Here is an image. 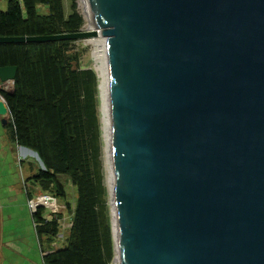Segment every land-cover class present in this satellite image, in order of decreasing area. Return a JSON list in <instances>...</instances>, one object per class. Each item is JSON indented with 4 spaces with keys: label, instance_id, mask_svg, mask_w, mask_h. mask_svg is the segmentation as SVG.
<instances>
[{
    "label": "water",
    "instance_id": "water-1",
    "mask_svg": "<svg viewBox=\"0 0 264 264\" xmlns=\"http://www.w3.org/2000/svg\"><path fill=\"white\" fill-rule=\"evenodd\" d=\"M88 1L98 30L0 43L104 37L113 261L264 264V0Z\"/></svg>",
    "mask_w": 264,
    "mask_h": 264
},
{
    "label": "trees",
    "instance_id": "trees-1",
    "mask_svg": "<svg viewBox=\"0 0 264 264\" xmlns=\"http://www.w3.org/2000/svg\"><path fill=\"white\" fill-rule=\"evenodd\" d=\"M8 0L0 9V36H46L81 30L84 17L71 0ZM39 6L47 10L42 13ZM74 40L0 43V67L16 66L11 91L0 89L10 110L14 141L36 152L43 166L30 178L45 194L66 199V176L76 187L77 203L66 245L43 254V264H113L115 246L109 219L103 167V133L99 117V77L93 68L75 67ZM33 199L30 191L29 201ZM46 208L32 211L43 239L60 234L61 213L49 218ZM47 251V250H46Z\"/></svg>",
    "mask_w": 264,
    "mask_h": 264
},
{
    "label": "rangeland",
    "instance_id": "rangeland-1",
    "mask_svg": "<svg viewBox=\"0 0 264 264\" xmlns=\"http://www.w3.org/2000/svg\"><path fill=\"white\" fill-rule=\"evenodd\" d=\"M77 9L84 17V24L81 28L82 31H90L88 28V21L85 18L84 8L81 5L80 0H76ZM7 0H0V8L6 10L8 7ZM71 0H64L65 12L69 16L72 13L71 9ZM87 5V3H86ZM88 7V5L86 6ZM39 9L42 13H46L47 10L44 6H39ZM102 39L104 38L101 35L81 38L74 40L71 44V53L77 57L74 60V66L80 68H93L96 69V60H95V49L92 39ZM97 72V71H96ZM98 73V72H97ZM99 77V74H98ZM99 117L101 120V127L103 133V167L105 174V184L107 186L108 192V204H109V219L111 223L113 222V191L111 188V183L109 182V173L111 172L110 159L106 152L107 147V133L105 132L104 127V115L109 118L108 112H106L107 104V94L100 87V77H99ZM1 119V118H0ZM11 136V134H10ZM26 148V147H25ZM27 149V150H26ZM22 152L26 154L27 159L24 158V165L20 166V161L14 159L15 164L18 163V166L14 168L12 175V189L7 191L4 195H0V264H43V254L53 252L49 248L54 247L57 249L62 248L66 245L67 238L70 234V226L72 225L73 214L67 208V202L69 205L74 207L77 203V190L76 187L69 181L66 176H60V181L65 185L67 191L66 199L63 197H54L49 194H45L41 188H37L29 184L30 190L33 192V199L35 202L39 200L40 196L49 195L53 198H56V205L59 210L57 213H61L62 219L60 221L61 229L60 234L55 238V241L49 242L46 239H43V244H41L38 234L35 231V226L32 220V208L30 206V201H28L26 191H25V179L30 175L29 166L27 160L37 161L38 155L31 149L26 148ZM109 159V161H108ZM109 162V163H108ZM108 168V169H107ZM38 169V168H37ZM36 169V170H37ZM46 208L45 215L49 218L52 217L50 211V205L45 204ZM56 210V211H57ZM47 250V251H46ZM116 255V254H115ZM115 263V261L113 262Z\"/></svg>",
    "mask_w": 264,
    "mask_h": 264
},
{
    "label": "crops",
    "instance_id": "crops-1",
    "mask_svg": "<svg viewBox=\"0 0 264 264\" xmlns=\"http://www.w3.org/2000/svg\"><path fill=\"white\" fill-rule=\"evenodd\" d=\"M0 82L2 81L0 80ZM0 118H1L0 119V195L5 196L4 194L7 191H11L12 189L13 171H14V168L18 166V163L15 164V161H14L15 157H16V160L20 161L19 163L20 166L24 165V161H25L24 158L27 159V157H26V154L22 152V150L23 149L25 150L26 148L18 145L14 141L12 137L11 129L10 127H8L9 122H10V119H9L10 114L6 116L7 121L5 123L2 122L3 119L1 115H0ZM36 156L38 157V155ZM27 163L29 166L30 175L25 179V191H26V195L29 201V193L31 191L29 188V184H32V182L29 181V178L43 166V163L41 162L39 157L36 162L28 159ZM32 186L40 188L38 185H35V184H32ZM0 214H2L1 210H0ZM32 220H33V216H32ZM33 224H34V221H33Z\"/></svg>",
    "mask_w": 264,
    "mask_h": 264
},
{
    "label": "bare ground",
    "instance_id": "bare-ground-1",
    "mask_svg": "<svg viewBox=\"0 0 264 264\" xmlns=\"http://www.w3.org/2000/svg\"><path fill=\"white\" fill-rule=\"evenodd\" d=\"M80 1H81L82 7L84 8L85 18L88 21V28L91 31L96 30L97 27H96V24H95L94 19L92 17V11H91L89 1L88 0H80ZM86 3L88 5V7H86L87 6ZM92 41H93V45H94V49H95L94 56H95V60H96V63H95L96 69H97L96 71L98 72L99 77H100V87L107 94V99H108V82H107V71H106V65H105V41H104V38H102V39L93 38ZM106 112H108V115H109L108 100H107V104H106ZM103 121H104L105 132L107 133L106 152H107V155L110 159V166H111L112 165V162H111L112 161L111 160V136L109 135L110 118H107L106 115H104ZM109 159H108V161H109ZM110 168H112V167H110ZM112 174H113V172L111 170V172L109 173V182L111 183L112 191H114V176ZM43 203L49 204L48 202H46L44 200H43ZM112 204L114 205L113 199H112ZM115 263L120 264V262L116 258H115Z\"/></svg>",
    "mask_w": 264,
    "mask_h": 264
},
{
    "label": "built area",
    "instance_id": "built-area-1",
    "mask_svg": "<svg viewBox=\"0 0 264 264\" xmlns=\"http://www.w3.org/2000/svg\"><path fill=\"white\" fill-rule=\"evenodd\" d=\"M13 87H14V83L11 80L7 82H0V89L2 90L11 91ZM43 200L49 203L51 207L50 210H52L53 213H57L59 211L57 210L58 207L56 205V198H53L52 196H49V195L40 196L37 202H35L34 200H31L30 206L32 208V211H36L39 204H42L43 206H45V204L43 203Z\"/></svg>",
    "mask_w": 264,
    "mask_h": 264
},
{
    "label": "clouds",
    "instance_id": "clouds-1",
    "mask_svg": "<svg viewBox=\"0 0 264 264\" xmlns=\"http://www.w3.org/2000/svg\"><path fill=\"white\" fill-rule=\"evenodd\" d=\"M1 99V98H0ZM5 101V100H4Z\"/></svg>",
    "mask_w": 264,
    "mask_h": 264
}]
</instances>
